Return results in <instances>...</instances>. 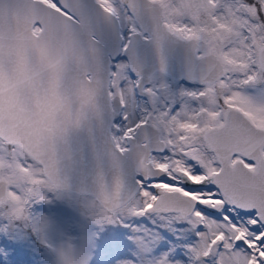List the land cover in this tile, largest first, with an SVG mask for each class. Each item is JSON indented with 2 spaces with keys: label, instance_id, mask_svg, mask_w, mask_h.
Segmentation results:
<instances>
[{
  "label": "snow or ice",
  "instance_id": "6c2138e0",
  "mask_svg": "<svg viewBox=\"0 0 264 264\" xmlns=\"http://www.w3.org/2000/svg\"><path fill=\"white\" fill-rule=\"evenodd\" d=\"M30 2L95 56L98 115L76 149L75 171L87 181L91 151L105 181L116 166L115 193L87 230L60 189L0 206V264H47L53 228L70 249H83L84 264H264V57L248 34L240 69L210 83L189 78L175 50L154 43L141 0ZM244 6L254 10L243 13L249 23L264 25V0ZM50 24L40 18L33 30L44 34ZM202 57L197 49L193 60ZM84 77L93 80L91 71ZM37 246L42 257L31 251Z\"/></svg>",
  "mask_w": 264,
  "mask_h": 264
},
{
  "label": "water",
  "instance_id": "95a60500",
  "mask_svg": "<svg viewBox=\"0 0 264 264\" xmlns=\"http://www.w3.org/2000/svg\"><path fill=\"white\" fill-rule=\"evenodd\" d=\"M141 5L154 43L162 41L167 50H175L189 78L213 81L221 75L220 63L213 56L193 60L195 40L185 41L163 30L155 3L141 0ZM40 18L51 24L44 34L35 35L33 23ZM66 37L71 38L62 21L40 5L30 0H0V139L19 145L41 166L55 189L91 193L104 208L105 195L115 193L116 166L105 181L90 151L87 181L82 182L75 171L80 164L76 149L87 141L89 125L98 115L99 69L90 49L86 55L81 49H70ZM50 39L62 40L61 47ZM86 71L93 74L91 83L84 77ZM5 197L6 182L0 180V202Z\"/></svg>",
  "mask_w": 264,
  "mask_h": 264
},
{
  "label": "rangeland",
  "instance_id": "374dc122",
  "mask_svg": "<svg viewBox=\"0 0 264 264\" xmlns=\"http://www.w3.org/2000/svg\"><path fill=\"white\" fill-rule=\"evenodd\" d=\"M245 12H248L249 16H254V10H248L244 6V0H217L216 5H213L211 0H176V17L180 23L191 27L199 36V40L206 42L207 51L215 52L214 55L222 62H241V58L246 57L249 51L244 42L226 45L223 42L225 35L238 32L243 37L244 34H248V43L252 44V47L255 36L259 39L264 35V25L249 23L243 15ZM178 20L176 19V24ZM205 31H209L207 37L203 34ZM0 180L6 182V197L0 202V206L12 205L17 200L38 198L36 193L43 189L56 190L44 176L41 166L19 145L1 139ZM10 188L12 192L9 191ZM13 192H18L19 196H14ZM58 194L66 203L73 206L85 230L96 223L97 212L102 214V205L95 200L93 207L88 195L67 191H59ZM86 237L87 231H85ZM47 238L55 241L57 245L55 252L49 256L47 264H84L83 249H70L67 237L61 238L53 228L48 230ZM31 251L34 256L42 257V250H39L38 246L33 247Z\"/></svg>",
  "mask_w": 264,
  "mask_h": 264
},
{
  "label": "flooded vegetation",
  "instance_id": "af4514ba",
  "mask_svg": "<svg viewBox=\"0 0 264 264\" xmlns=\"http://www.w3.org/2000/svg\"><path fill=\"white\" fill-rule=\"evenodd\" d=\"M153 3H155V6L160 9L161 13V23L162 25L167 24L168 28H163V30L168 34L172 35L174 37H177L179 39L188 41V40H195L196 41V46H195V52L197 49H199L202 53L203 56H213L216 58L219 63H220V70L221 74H223L224 70L227 69H236L239 70L241 67V62H232V61H224L222 62L216 55H214L215 52L212 51H207L206 48V42L203 40H199V36L196 35V33L191 29V27L188 26V31L186 32H178V28H183L185 25L181 24L180 21L178 20V17H176V0H149ZM147 10H154L152 6H147ZM176 19L178 20V24H176ZM55 26H58V24H54ZM32 32L37 35L33 28ZM205 37L209 34V31L203 32ZM223 42L226 43H235V42H240L243 43L242 37L240 34L237 32L236 34L230 33V35H225ZM51 44H55L57 47H61L60 44L62 43V40L59 39H50ZM259 43L264 44V42H261L258 37L255 36V40L253 41V48L254 52L256 53L255 55L264 57V52H260V50L256 47ZM69 44L70 49H80L78 46L74 45L72 38H65V45ZM257 44V45H256ZM210 83H215L216 79L213 81H209ZM219 88V85L217 86Z\"/></svg>",
  "mask_w": 264,
  "mask_h": 264
}]
</instances>
